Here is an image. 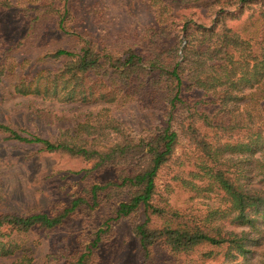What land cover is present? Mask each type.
Returning a JSON list of instances; mask_svg holds the SVG:
<instances>
[{"label": "trees", "instance_id": "trees-1", "mask_svg": "<svg viewBox=\"0 0 264 264\" xmlns=\"http://www.w3.org/2000/svg\"><path fill=\"white\" fill-rule=\"evenodd\" d=\"M47 1L58 28L67 36H78L66 27L71 17L70 0ZM231 1L233 10H216L208 27L185 19L179 26L183 47L166 52L174 56L163 58L159 53L151 58L133 47L111 52L82 40L77 48L58 49L49 55L62 61L60 67L41 71L32 82L16 87L23 94L65 93L70 102L135 104L142 110L159 112L165 124L138 139L112 118L97 125L88 122L78 126L92 143L98 136L112 135L102 148L77 136L50 141L0 125V134L6 140L92 162L94 168L121 164L135 170L120 171L115 182L91 186V202L76 198L58 214H0V230L5 229L10 236L2 242L8 249H16L23 236L33 230H53L75 210L95 207L98 193L114 186L135 189L129 200L119 204L115 219L137 212L143 215L144 220L133 229L143 263L159 247L174 257H188L200 248H209L206 257H211L213 250L225 249L222 264H264V252L255 250L264 242V192L252 190L245 175L253 160V168L264 184V130L244 120H231L227 114L233 112L229 106L245 100V94L264 81V0ZM246 10L243 23L233 29L229 23L240 21ZM210 95L212 98L206 100ZM210 105L214 107L211 114ZM259 107L263 109L264 105ZM35 111L43 117L51 115ZM180 136L196 155L190 176L220 190L228 203L226 210L218 212L220 217L228 218V225L247 228L246 232L238 235L226 231L222 223H213L214 219L197 220L170 205L156 203L157 174L171 160ZM98 241L97 236L92 248L74 264L90 263Z\"/></svg>", "mask_w": 264, "mask_h": 264}, {"label": "rangeland", "instance_id": "rangeland-1", "mask_svg": "<svg viewBox=\"0 0 264 264\" xmlns=\"http://www.w3.org/2000/svg\"><path fill=\"white\" fill-rule=\"evenodd\" d=\"M231 5V0H70L71 17L66 27L78 37L67 36L58 28L47 0H0V125L50 141L77 136L102 148L109 144L112 135L98 136L92 143L90 137L78 131V126L88 122L97 125L112 118L134 138L145 136L164 126L162 114L142 110L135 104L116 106L74 99L70 102L65 93L23 94L16 87L32 82L41 71L60 67L62 61L49 55L58 49L77 48L82 40L111 52L133 47L151 58L159 53L163 58L174 56L166 52L183 47L179 26L185 19L208 27L216 10H233ZM247 15L246 10L240 21L229 25L239 28ZM245 95V100L229 106L233 111L227 113L229 118L264 130V108L259 107L264 105V81ZM210 98L212 95L206 100ZM213 108H208L210 114ZM36 109L51 115L43 117ZM195 160L189 143L180 136L171 160L157 174L156 203L170 205L197 220L214 219L213 223H222L226 231L238 235L246 232L247 228L228 225V218L220 217L218 212L228 206L223 193L190 176ZM253 167L251 160L247 166L250 171L245 173L249 187L264 192V184ZM120 171L135 170L121 164L94 168L92 162L47 153L38 145L6 140L0 134V214L61 213L76 198L91 202L90 187L115 182ZM134 191L111 186L98 193L95 207L75 210L53 230L31 231L16 249H8L2 243L10 236L5 229L0 230V264H74L92 248L97 236L92 260L85 264H222L225 249L213 250L211 257H206L209 248H200L188 257H174L159 247L148 263H143L133 233L134 226L144 220L143 215L137 212L115 219L119 204L129 200ZM255 250L264 252V242Z\"/></svg>", "mask_w": 264, "mask_h": 264}]
</instances>
